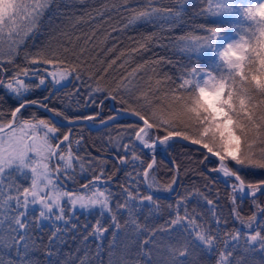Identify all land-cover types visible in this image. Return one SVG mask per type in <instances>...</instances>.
Instances as JSON below:
<instances>
[{
	"label": "snow or ice",
	"instance_id": "6c2138e0",
	"mask_svg": "<svg viewBox=\"0 0 264 264\" xmlns=\"http://www.w3.org/2000/svg\"><path fill=\"white\" fill-rule=\"evenodd\" d=\"M174 2L175 7H156L154 0H148L144 7L132 10L129 24L159 20L175 25L183 19L184 6L190 0ZM51 3L52 0H0V62L7 55L10 63L11 57L18 54L20 45L38 30ZM196 14L203 19L197 25L198 33L179 38V46L190 61L177 77L179 83L162 96L154 97L152 123L140 112H134L144 125L133 133L135 139L153 152L152 162L143 170L142 178L148 189L154 187V181L149 180V171L156 163L157 144L167 145L172 137L183 136L192 144L202 145L219 157V171L229 178L226 183H230L234 194L231 197L234 219L240 227L229 229L227 220L223 221L222 227L221 218L214 210L212 224H209L196 207L189 210L188 196L176 201L174 214L170 213L171 218L163 224L141 223V210L148 207L145 201L153 206L148 208V214L152 215L160 208L159 199H154V194L141 195L138 189L133 192L124 188L125 199L116 201L114 210V194L106 183L103 187L98 186L100 175L82 184L81 190L65 191L61 187V177L74 179L70 175L74 171L73 160L80 159L72 153L70 143L61 150V145L69 141L71 130L60 139L56 135L60 132L56 124L50 119L36 117L22 119L16 127L13 125L17 114L28 105L47 107L38 100H29L27 94L30 91L44 86L47 77H51L53 87L73 74L79 80L80 73L87 70V62L81 60L83 49L78 54L70 47H64L62 52L52 50L48 55L41 50L30 63L52 65L54 70L45 68V74L40 75V69H35L32 75L39 77L38 83L26 82L28 68L7 81L0 78V87L20 101L10 113L11 120L7 124L0 123V264H40L33 255L36 243L31 232L48 226L52 230L51 247L45 252L47 264H61L59 259H52L60 256V250L53 242H63L60 233L69 230L67 225L71 218L66 215V206L72 212L77 206L89 213L99 209L94 223L83 225L86 230L90 227L84 240L93 236L100 241L96 253L99 256L105 234H110L109 264H264V204L261 203L264 201V178L255 182L246 179L255 175L256 170L264 174V0H200ZM65 54H70L73 59ZM201 63L203 67L198 66ZM170 79L165 77L157 83ZM95 91L101 89L97 87ZM156 91L159 92V88ZM144 99L148 100L147 94ZM49 111L56 116L63 115L56 109ZM154 127H163L167 134L149 142L146 129ZM76 143L79 144V140ZM124 147L127 149L128 146ZM132 158L139 159L135 152ZM226 161L234 163L229 166ZM80 168L83 170L82 164ZM24 182H28V186H24ZM175 183L173 178L172 184ZM172 184L165 190L171 192ZM236 193L240 194L241 200L251 199L254 210L249 215L236 210ZM198 195L208 205H213L214 202L203 193ZM106 213L110 218L107 221ZM122 215L127 217L123 223ZM59 221L64 222L63 229L58 226ZM71 228L75 229L77 225L73 223ZM121 230H125L126 235L131 232L133 244L137 246H125L124 253L113 262L111 256ZM157 233L163 234L162 240ZM5 256L7 260L3 258ZM86 259H81L80 264H85Z\"/></svg>",
	"mask_w": 264,
	"mask_h": 264
},
{
	"label": "trees",
	"instance_id": "16d2710c",
	"mask_svg": "<svg viewBox=\"0 0 264 264\" xmlns=\"http://www.w3.org/2000/svg\"><path fill=\"white\" fill-rule=\"evenodd\" d=\"M147 3L148 0H52L51 7L45 11L40 20L38 30L20 45L18 54L11 57L10 63L7 55L0 62V78L7 81L15 73L28 68L29 76L25 78L26 82L31 80L38 83L39 77L32 75L33 71L39 68L40 75H44L43 69L53 71V66L34 65L30 63V60L41 50L48 55L52 50L62 52L64 47H70L78 54L83 49L81 60L87 62V70L80 73L79 80H76L73 74L54 87L51 86V77H47L44 86L34 88L27 94L29 100H38L47 107H41L39 104L28 105L17 114L13 127L19 125L22 119L36 117L50 119L56 124L60 128V132L56 133L60 139L63 134L69 132V129L71 130L69 141L61 145V150L70 143L72 153L80 159L73 160L74 171L70 175L74 179L61 177L63 181L61 187L65 191L81 190L82 184L88 183L93 176L100 175L101 180L97 182L98 186L103 187L106 183L114 194V210L115 202H123L125 199L124 188H129L133 192L138 189L141 195L154 194V199H159L160 208L152 215L148 214V208L153 206L145 201L148 207L141 210L139 217L141 223L147 222L150 226L163 224L165 220L171 218L170 213L174 214L176 201L183 196H188L186 202L189 210L196 207L204 214V219L209 224H212L214 210L221 218L222 227L223 221L227 220L229 229L238 228L240 225L234 219V205L231 199L234 194L230 185L225 183L218 172L217 159L180 143H171L166 153L156 150L154 153L156 163L149 174L152 173L162 187L172 184L173 178L176 181L172 184L174 190L170 194H157L147 188L142 178V172L147 164L152 162L153 156L152 151L137 144L133 134L142 125L130 118H123L96 129L89 126L90 123L103 124L110 120L109 117H115L122 111L140 112L145 119L149 120V123H152L154 97L162 96L165 91L175 87L179 83L177 77L181 74L183 67L190 63L179 46V38L186 34L198 33L197 25L203 22V19L196 14L200 0H190V3L184 6L183 19L175 25L165 24L159 20H141L129 24L132 10L140 9ZM192 4L197 7L193 8ZM153 6L175 7L176 5L174 0H154ZM65 55H68L70 60L73 59L70 54ZM113 60L116 61L114 64ZM198 66L204 65L201 63ZM165 77L171 79L164 83H157V81H164ZM97 87L101 91H95ZM157 88L159 92L156 91ZM144 94H147L148 100L144 99ZM19 102V98L0 87V113H3L0 116V123L7 124L11 120L10 113ZM43 109L48 111L56 109L63 113L56 116L54 112L49 111L55 119L60 120L61 124L52 119ZM86 116H93L94 119H82ZM83 120L86 122L69 125L71 122ZM150 132L154 137L161 139L167 134L163 127H154L150 129ZM174 137L183 138V136ZM77 140L79 144L76 143ZM56 142L53 141V143ZM124 145L128 146L127 149ZM133 152L139 159L132 158ZM122 159H125L124 163H121ZM56 163L60 162L56 161ZM226 163L231 166L234 162L226 161ZM81 164L83 170L80 168ZM129 173L131 176L128 175ZM261 178H264L261 170H256L255 175L246 177L253 182ZM198 193L207 196L214 202L213 205H208ZM235 195H237L236 210L242 215H249L254 210L251 199L241 200L239 193ZM261 203L264 204V201ZM168 205L173 207L169 208ZM98 213V208L93 209L91 213L78 209L72 212L67 210L66 206V215L71 218L67 225L69 230L60 233L63 242H53L60 250V256L52 257L53 260L59 259L61 264H80V260L87 257L85 264H109L108 244L112 239L110 234H105L99 256L96 253L100 241L93 236L84 240L90 227L86 230L83 225L88 223L91 226L98 217ZM181 214H183L182 209ZM126 218V215L120 216L121 223ZM108 219L110 218L106 213L105 220ZM73 223L77 225V228H71ZM45 224L48 225L49 222ZM57 224L62 229L65 227L63 221ZM51 230L48 226L31 232L32 239L36 243L33 255L40 264H47L45 252L51 247L49 245ZM157 237L162 240L163 234L157 233ZM133 239L131 232L126 235L125 230L117 234L115 250L111 256L113 262L124 253L125 246L133 248L137 246L133 244ZM3 258L8 259L7 256ZM257 259H259L258 254Z\"/></svg>",
	"mask_w": 264,
	"mask_h": 264
},
{
	"label": "rangeland",
	"instance_id": "374dc122",
	"mask_svg": "<svg viewBox=\"0 0 264 264\" xmlns=\"http://www.w3.org/2000/svg\"><path fill=\"white\" fill-rule=\"evenodd\" d=\"M62 38V37H61ZM63 39V38H62ZM64 81H66V79L65 80H63L62 82H64ZM54 118V117H53ZM123 119V118H122ZM54 120L56 121V122H58V123H60V120H58L57 118L55 119L54 118ZM119 120V119H118ZM113 121H116L115 120V118L113 117V119H110L109 121H107V122H104L103 124H100V125H95V124H92V123H90L89 124V126L92 128V129H96V128H99V127H101L102 125H105V124H109V123H111V122H113ZM146 131H148L149 132V137H146V139H149V142H152L153 140H155L156 139V137H154L152 134H151V132H150V129L148 130V129H146ZM143 135V134H142ZM138 142V144L139 145H141V143H140V141H137ZM29 143H31V141H29ZM170 144H171V142H169L168 141V143H167V145H160V144H157V147H156V150L158 151H161V152H163V153H166L167 152V149L170 147ZM142 146V145H141ZM143 147V146H142ZM147 150H149V151H152L151 149H149V148H146ZM155 150V151H156ZM30 155H32L31 153H30ZM221 172V171H220ZM221 175H222V177H223V180L225 181V183H226V181H229V178L228 177H225L224 175H223V173L221 172ZM149 180H152V181H154V187L151 189L153 192H155V193H157V194H162V195H167V194H170L173 190H174V185H172V191L171 192H169V191H167V190H165L166 189V187H162V186H160L158 183H157V181H156V179H155V176L151 173V174H149ZM227 184H229L230 185V183H227ZM24 186H28V182H24ZM230 187H231V185H230ZM37 208H38V206H36ZM77 209L78 210H82V209H80L78 206H77ZM76 209V210H77ZM31 211V210H30Z\"/></svg>",
	"mask_w": 264,
	"mask_h": 264
},
{
	"label": "water",
	"instance_id": "95a60500",
	"mask_svg": "<svg viewBox=\"0 0 264 264\" xmlns=\"http://www.w3.org/2000/svg\"><path fill=\"white\" fill-rule=\"evenodd\" d=\"M43 110H44L47 114H49V116H50L52 119H54L53 116L51 115V113H50L47 109H43ZM114 118H115V120L122 119V118H130V119H132V120H135V121L141 123V124H142V127H144V125H143V121L140 120V117H139V116L134 115L133 112L122 111V112H120L118 115H116ZM80 122H86V120L79 121V122H71V123H69V125H72V124H75V123H80ZM60 124H61V123H60ZM6 130H7V129H6ZM6 130H5V131H6ZM148 130H149V129H148ZM136 141H137V140H136ZM169 142H171V143H180V144H184V145L190 146V147H192V148H195V149H197V150L203 152L204 154H206V155H208V156H210V157H212V158L217 159V160H218V163H219V168H220L219 157L214 156L212 153L208 152L207 149H204L201 145L192 144L190 140H184V139L181 138V137H172V138L169 140ZM137 143H138V142H137ZM140 146H141V145H140ZM141 147H142V146H141ZM142 148H144V147H142ZM144 149H146V148H144ZM219 168H218V170H219ZM219 173L221 174L220 171H219ZM221 176H222V175H221Z\"/></svg>",
	"mask_w": 264,
	"mask_h": 264
},
{
	"label": "bare ground",
	"instance_id": "6f19581e",
	"mask_svg": "<svg viewBox=\"0 0 264 264\" xmlns=\"http://www.w3.org/2000/svg\"><path fill=\"white\" fill-rule=\"evenodd\" d=\"M223 173V172H222Z\"/></svg>",
	"mask_w": 264,
	"mask_h": 264
}]
</instances>
